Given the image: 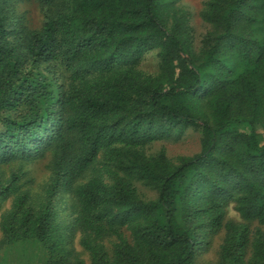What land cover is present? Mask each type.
Masks as SVG:
<instances>
[{"label": "trees", "instance_id": "16d2710c", "mask_svg": "<svg viewBox=\"0 0 264 264\" xmlns=\"http://www.w3.org/2000/svg\"><path fill=\"white\" fill-rule=\"evenodd\" d=\"M196 13L201 35L184 0H0V253L264 264V0H202ZM188 131L199 152L170 156Z\"/></svg>", "mask_w": 264, "mask_h": 264}, {"label": "rangeland", "instance_id": "374dc122", "mask_svg": "<svg viewBox=\"0 0 264 264\" xmlns=\"http://www.w3.org/2000/svg\"><path fill=\"white\" fill-rule=\"evenodd\" d=\"M202 0H184V3L189 9L192 11V14L194 17L192 18V26L195 28L198 35H201L204 32L203 24L199 21L197 17V11L201 7ZM29 7V6H28ZM29 18L32 21V24L35 27H38L41 24V17L39 15V11L35 7H29ZM145 68L149 72H155L156 66H157V59L155 57V54H150L145 57L144 62ZM167 149L170 156H175L177 154H185V155H193L197 152H199V136L191 131H188L183 139L180 140L178 143H171L167 145ZM47 164V161H40L36 162L30 166H28V169H30L32 172V175L35 177V181L37 184L43 183L47 180L48 173L45 168ZM138 189L140 194L143 195V197L147 200H151L155 198V193L151 190L143 187L141 184L138 185ZM10 205V202H7L5 206H3V210L8 209ZM71 206V200L70 196L65 194H61L59 196V200L57 202V211L60 214V217L65 221L69 222L71 220V214L72 210L70 208ZM229 215L234 218L238 219V215L233 211V209L229 208ZM0 240H1V232H0ZM218 240L211 243L210 246H207L205 249V253L202 254L203 256L202 261L204 262H210L215 257V251L217 246ZM74 247L77 251L81 252L82 248L78 245V241L75 239ZM87 257L86 255H84ZM8 260L15 264H20L24 260V254L19 253L16 250H10L7 253L2 252L0 253V261ZM200 260V259H199Z\"/></svg>", "mask_w": 264, "mask_h": 264}]
</instances>
